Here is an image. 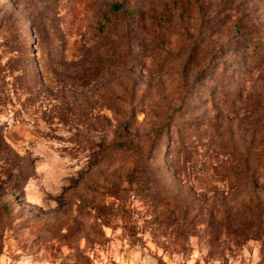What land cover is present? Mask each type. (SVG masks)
<instances>
[{"label": "rangeland", "instance_id": "obj_1", "mask_svg": "<svg viewBox=\"0 0 264 264\" xmlns=\"http://www.w3.org/2000/svg\"><path fill=\"white\" fill-rule=\"evenodd\" d=\"M255 185L264 0H0V264H264Z\"/></svg>", "mask_w": 264, "mask_h": 264}, {"label": "trees", "instance_id": "obj_2", "mask_svg": "<svg viewBox=\"0 0 264 264\" xmlns=\"http://www.w3.org/2000/svg\"><path fill=\"white\" fill-rule=\"evenodd\" d=\"M179 108H180V106H179V107H176L175 109H173L172 112L178 111ZM169 114H171V113H169ZM170 116H171V115H170ZM170 116H169L168 118H170ZM167 122H168V119H167ZM178 133H181V131H179ZM119 146L122 147V146H124V144L121 143V144H119ZM240 174H241V173H240ZM262 191L264 192V189H262V188H258L257 185H255V186L253 187V193H255V194L257 195L259 202H261V192H262Z\"/></svg>", "mask_w": 264, "mask_h": 264}]
</instances>
